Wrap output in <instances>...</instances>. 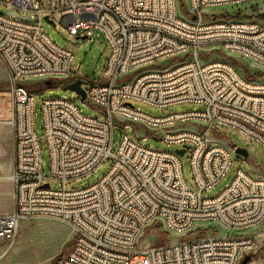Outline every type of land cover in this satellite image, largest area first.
Instances as JSON below:
<instances>
[{
	"label": "built area",
	"instance_id": "1",
	"mask_svg": "<svg viewBox=\"0 0 264 264\" xmlns=\"http://www.w3.org/2000/svg\"><path fill=\"white\" fill-rule=\"evenodd\" d=\"M0 5L33 19L0 15V63L9 97L5 124L13 146V210L0 215V246L14 243L21 221L51 219L74 233L59 264H239L250 236L197 232L264 225V175L237 170L217 196H205L224 179L240 148L209 137L230 130L264 155V82L199 55L249 61L264 75V24L253 18L263 14L264 0H189L187 9L180 0H0ZM45 19L75 39L101 36L108 57L99 78L80 80L84 100L102 119L82 115L66 98H48L40 106L39 137L28 82L51 79L62 85L78 79L72 53L44 34ZM135 103L160 110L194 108L153 118ZM136 129L189 153L194 189L182 177L178 150L143 147L128 136ZM114 131L121 138L112 152ZM42 144L49 154L47 173ZM107 162L108 172L95 184L67 189ZM197 223L208 228L193 229ZM149 228L160 229L167 242L138 248L140 234ZM172 234L180 241L170 243Z\"/></svg>",
	"mask_w": 264,
	"mask_h": 264
},
{
	"label": "rangeland",
	"instance_id": "2",
	"mask_svg": "<svg viewBox=\"0 0 264 264\" xmlns=\"http://www.w3.org/2000/svg\"><path fill=\"white\" fill-rule=\"evenodd\" d=\"M4 1V0H3ZM44 3L47 0H42ZM189 0H180V5L182 7L188 8ZM246 7V6H245ZM244 8V6L242 7ZM186 12V10H184ZM253 14H256L253 12ZM0 15L7 19H13L16 21L33 22L31 15L19 13L17 11L8 9L3 5H0ZM264 11L263 14L253 16L255 20L264 24ZM42 29L47 38L55 44L57 47L63 50L70 51L73 55V62L71 65L72 72L75 73L78 80L88 81L91 79H97L100 77L108 57V50L104 39L98 36L96 39L89 40H77L70 37L66 29L60 25L56 24L53 26L47 21H42ZM200 60H216L220 62L227 63L231 65L241 76L249 81H262L264 82V76L260 79L257 76L261 75V69L249 61H240L235 58H230L219 53H201L199 55ZM36 84L41 85V89L34 93V112L36 114L34 119V127L38 136H42V122L40 114V106L43 100L48 98H66L74 102L77 108L80 110L81 114L87 117L102 119V115L99 111L89 104L85 100H81L76 94L70 91H61L60 82L51 79H41L29 81L27 88L31 91L38 88L34 86ZM86 88L84 85L82 86ZM8 89V76L0 63V116H3V123H5L9 118L8 108H9V97L7 93ZM135 109H138L145 115L153 118L162 117L165 114H180L191 111L194 106L184 104L171 107L165 110L155 109L152 107L144 106L139 103L133 104ZM202 126L201 123H198ZM189 130H194V128H189ZM135 135V136H134ZM128 136L133 139L137 144L146 147L148 149L172 153L179 149L178 146H168L162 141L153 140L148 133H142L139 129L134 131H128ZM142 137L146 139H136L135 137ZM120 134L118 131H114L111 151L115 152L120 143ZM211 141L218 145H237L240 148L247 151V158L240 159V157L233 158L232 166L229 172L226 174L224 179L212 190L205 193L207 197L217 196L226 185H228L233 179L237 170H242L249 175H254V172H259L264 175V155L260 148L250 144L241 138L239 134L230 130H220V132H212L209 137ZM189 153L186 152L180 159L182 168V177L190 189H194L192 183V176L189 168L188 162ZM13 159V146H12V136L9 127H0V163L6 166L4 171L0 169V177L5 176V173L10 176L11 166ZM41 160L43 164V172H48L49 166V154L46 146L42 144L41 146ZM110 163L102 164L98 169H96L90 175L83 177L70 183L67 187L68 190H77L89 187L100 180L109 170ZM2 191L4 195L0 196V210L3 211L7 208H11L13 205L11 194H12V184L9 181L1 182ZM53 188L54 184L51 185ZM193 229H207L208 225L197 223ZM213 229L206 231H198V235H211L216 234L218 236L228 235V236H250L252 240L251 246L243 250L242 258L248 260L247 264H264V225L250 229L247 231H226L220 227H215ZM66 230L72 233V229L63 223H60L51 219H37L32 221H21L18 228V236L14 243L5 244L0 246V264H59L60 259L70 250L72 241H70V246L67 248L66 245L62 248L61 245L65 239ZM180 241V237L176 235H171L169 242L176 243ZM167 242L166 238L160 229L149 228L140 234L136 246L138 248H147L152 246H160Z\"/></svg>",
	"mask_w": 264,
	"mask_h": 264
},
{
	"label": "water",
	"instance_id": "3",
	"mask_svg": "<svg viewBox=\"0 0 264 264\" xmlns=\"http://www.w3.org/2000/svg\"><path fill=\"white\" fill-rule=\"evenodd\" d=\"M45 21H47V22H49L50 24L53 25V23L48 21L47 19H45ZM77 40H85V39L84 38H77ZM82 85H83V82H81L80 80L77 79V80L73 81L72 83L62 84L60 86V90L61 91H70V92L76 94L81 100H84L85 99V93H84V91L82 89ZM184 152H185V149L176 151V153L180 157H182L184 155ZM235 155L238 156V157H242L243 159H246L247 156H248L247 151L244 150V149H240V148H237L235 150ZM247 262H248V260L243 259V260L240 261L239 264H247Z\"/></svg>",
	"mask_w": 264,
	"mask_h": 264
},
{
	"label": "crops",
	"instance_id": "4",
	"mask_svg": "<svg viewBox=\"0 0 264 264\" xmlns=\"http://www.w3.org/2000/svg\"><path fill=\"white\" fill-rule=\"evenodd\" d=\"M3 116H0V127H1V129L3 130V127H8L5 123H3V122H1V121H3ZM0 169H2V170H4V171H7L6 169V166L5 165H3L2 163H0ZM4 179H7V180H5L6 182L7 181H9V176L5 173V176H1L0 177V181L1 182H4ZM2 191V186H1V184H0V196H2V195H4V192H1ZM12 210H13V205H12V207L10 208H7V209H5V210H3V211H1L0 210V215H7V214H10L11 212H12ZM66 225V224H65ZM66 235H65V239H64V241H63V243H62V245H61V247L63 248L65 245H67V244H69V242L70 241H72L73 242V237H74V233H73V231H72V233H70V232H68V230H66V233H65ZM63 258V257H62Z\"/></svg>",
	"mask_w": 264,
	"mask_h": 264
},
{
	"label": "trees",
	"instance_id": "5",
	"mask_svg": "<svg viewBox=\"0 0 264 264\" xmlns=\"http://www.w3.org/2000/svg\"><path fill=\"white\" fill-rule=\"evenodd\" d=\"M263 20H264V17H263ZM263 76H264V75L261 74V75L257 76V78H260V79H261ZM34 86H37L38 88L31 90L32 93H36L37 91H39V90L41 89V85H40V84H36V85H34ZM69 246H70V243L66 245L67 248H68ZM60 261H61V259H60ZM60 261H59V262H60ZM54 264H56V263H54Z\"/></svg>",
	"mask_w": 264,
	"mask_h": 264
},
{
	"label": "bare ground",
	"instance_id": "6",
	"mask_svg": "<svg viewBox=\"0 0 264 264\" xmlns=\"http://www.w3.org/2000/svg\"><path fill=\"white\" fill-rule=\"evenodd\" d=\"M5 180H7V179H4V182L6 183V181ZM0 259H1V256H0Z\"/></svg>",
	"mask_w": 264,
	"mask_h": 264
}]
</instances>
